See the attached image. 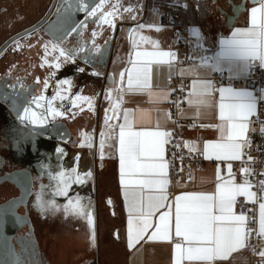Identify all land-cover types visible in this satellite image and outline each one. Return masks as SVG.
<instances>
[{"label": "snow or ice", "instance_id": "snow-or-ice-1", "mask_svg": "<svg viewBox=\"0 0 264 264\" xmlns=\"http://www.w3.org/2000/svg\"><path fill=\"white\" fill-rule=\"evenodd\" d=\"M106 0H98L90 5L86 0H62V6L57 9V19L49 26V32L53 40L43 44L44 56L41 67L48 65L53 69H60L63 63L74 62L79 53L87 51L89 56L102 55L100 46L95 45L97 33H92L93 47L87 48L82 44L79 48L63 47L64 40L76 33L82 35V29L86 27L85 21L75 22L73 15L76 12H84L85 20L96 18L98 25H105L114 28L115 18L120 14V0L111 5V10L102 11ZM253 6L249 10V26L235 28L230 36L222 37L219 40L218 51L212 55H201L199 57H188L194 60L192 67L181 68L180 75L192 76L189 85L187 102L194 106L197 115L202 108H215L218 110L219 123L208 125L218 130V138L215 141H205L202 149L194 143L184 142L189 152H196L203 155L205 159H215L217 162H226L227 177L221 176L220 167H217L216 184L212 192H193L176 195L169 200L166 192L169 180L167 178L168 163L164 159L165 146L171 143L172 133L160 130L159 121L155 129L135 128V113L131 110H123V122L112 124L110 121L119 118L123 98L126 94H146L150 102L166 99L170 93L153 91V71L161 65L174 67L177 54L171 50H161L159 42L144 35H138L139 30L145 25H138L137 28L129 30V39L132 50L127 57V65L120 73L119 80L112 78L115 85L105 93L109 101V108L105 110V127L107 132L100 135V155L103 158L105 139L118 140L120 179L125 187L131 186V191L125 192L126 200L130 197L129 219H128V247L132 249L137 243L145 238L149 229H154L147 236L149 240L173 241L174 237V264H215L219 259H227L232 253L248 246L250 239L255 233L256 237L264 241V180L253 185L249 177L253 170L249 167H241L243 176L241 182L235 180V173L232 171V161H241L247 164L252 161L248 156L244 160V149L249 145L247 138L250 118L255 115L257 103L264 100V90L257 96L253 91L247 89H236L231 86L217 87L211 79L201 78L196 71L198 68H205L209 73H219L221 77L227 74L228 79H234L249 74L255 65L264 68V0H252ZM129 6L124 12H132ZM99 13V15H98ZM134 18V17H133ZM149 28L153 26H147ZM159 31V29H156ZM189 43L193 45L194 51L207 52L204 47V37L199 29H189ZM138 37V38H137ZM182 38V37H179ZM150 46L151 50L148 47ZM52 53H58L50 62L48 57ZM88 62V57H85ZM83 72L84 69H78ZM56 75L55 71L49 78L43 81V90L39 95H32L27 98L29 89L18 81L22 90L17 94L18 119L31 127H46L50 122L72 113L73 109L86 103L89 110H93L94 98L74 95L70 98L72 81L61 79L56 82L54 94L49 98L44 93L50 86V80ZM37 83H40L37 78ZM67 86V87H65ZM15 87V86H13ZM183 91V88L181 89ZM113 92L117 96L113 97ZM218 94V100L216 99ZM7 100L9 97H2ZM56 101H61L59 106ZM63 101H69L70 106L66 107ZM34 106V107H33ZM179 109V103H177ZM22 108V110H21ZM39 110V111H37ZM111 113V115H109ZM74 114V113H73ZM143 115H147L144 112ZM166 116L168 114H165ZM195 126V125H193ZM118 128V133L115 131ZM264 132V128L261 129ZM81 146L92 147V134L81 132ZM180 147L179 144L173 145ZM63 153V149H57ZM50 179V199L45 200V186L36 196V207L43 212L58 211L60 205L56 203V197H65L67 202L62 206L66 214L86 219L90 229L93 225L92 212L88 206L81 202L78 195L69 196V189L72 185H79L85 182L91 172L81 175L76 168L70 171L59 170L53 174L47 173ZM264 175V173H260ZM128 180H125V177ZM257 187L260 195L252 191ZM238 197H244V203L240 204L241 211L237 213L235 208L238 204ZM258 203V228L248 227L250 222L256 220L255 216L250 217L243 209L245 204ZM160 209L157 222L153 224L152 218ZM252 209H248L251 212ZM91 242L95 243L94 231ZM256 252V249L253 248ZM264 262V247L257 253ZM0 264H29L21 256L14 252H7L0 257Z\"/></svg>", "mask_w": 264, "mask_h": 264}, {"label": "flooded vegetation", "instance_id": "flooded-vegetation-1", "mask_svg": "<svg viewBox=\"0 0 264 264\" xmlns=\"http://www.w3.org/2000/svg\"><path fill=\"white\" fill-rule=\"evenodd\" d=\"M53 2L54 0H50L48 7L37 20L8 37L0 48L15 36L41 23ZM114 3L116 0H106L102 11L111 10V5ZM147 3L148 0H120V14L115 18L114 28L107 24L98 25L96 18H88L89 22L92 20L94 22L89 27L90 32L85 33V42L83 40L82 44H90L93 41L92 33L95 31L97 33L94 38L95 44L100 46L102 55L89 56V53L83 52L79 53L74 62L63 63L58 70L48 65L41 67L44 56L42 45L48 38L43 36L39 29L31 36L26 35L10 43L0 55V205L12 200L19 201L16 212L26 218L27 222L19 225L15 231L13 245L16 255L21 256L29 264H36L30 257L34 255L35 248H40L41 237L48 234L58 224L65 222L86 224L87 229H90L86 219L64 212L62 206L67 202L65 197L55 198L56 203L61 206L58 211L42 213L35 206L41 185L45 186L43 198L45 200L51 198L48 194L50 185L48 172L55 174L61 169L70 171L76 168L81 175L87 172L93 173L86 178L84 183L72 185L69 189V196L78 195L88 209L94 206L97 247L100 246V196L96 180L98 168L95 162L100 155L99 134L108 131L104 123L105 110L108 109L105 93L109 89V74L118 46L128 41L129 30L136 24L133 20L144 10ZM129 6L133 11L124 12V8ZM8 9L7 6L0 5V20L3 19L5 13H9ZM33 15L34 11L20 15L8 21L7 24L27 23ZM0 22L3 23V21ZM96 23L95 29L94 24ZM32 44L39 46L41 56L38 62L23 69V66L16 60ZM66 46L69 49L80 47L72 43ZM85 57H88V62H85ZM81 68L84 69L83 72L78 71ZM53 71L56 75L50 80V86L44 93L47 97L50 98L54 94L56 82L61 79H70L72 85L67 94L70 98L77 94L93 97V110H89L87 104L83 103L81 104L83 111L77 107L72 113L58 118L55 122H50L43 128L31 127L22 123L18 119L17 106H15L17 94L22 92L18 81L24 85V88L29 89L27 98L31 99L32 95L40 94L43 90V81L49 78ZM37 78L40 83L36 82ZM4 95L9 98L4 100L2 98ZM55 103L59 106L61 101ZM63 103L66 107L70 106L69 101H63ZM81 132L92 134L91 148L86 145L81 146ZM58 148L63 149V153H58ZM92 148L94 150L93 160L89 158L88 151H83V149ZM91 161L94 162L93 165ZM85 236L79 235L76 240L83 241L84 238L86 239Z\"/></svg>", "mask_w": 264, "mask_h": 264}, {"label": "crops", "instance_id": "crops-1", "mask_svg": "<svg viewBox=\"0 0 264 264\" xmlns=\"http://www.w3.org/2000/svg\"><path fill=\"white\" fill-rule=\"evenodd\" d=\"M164 0H148L147 6L144 10L139 13L137 18L133 20L134 28L140 24L146 27L139 30L138 35H144L152 38L159 42L161 50H171L176 52L178 56V50L174 46V40L181 34L185 36L183 30L184 26H180L176 29L168 28L164 26L161 22L160 15L154 13L151 7L154 4L160 3ZM235 1V0H234ZM50 0H0V5L7 6L8 12L3 15V19L0 21V45L11 35L17 33L18 31L24 29L30 25L33 21L37 20L42 13L46 10L49 5ZM193 5V4H192ZM255 6L254 4L248 5L247 10L242 14L238 20L233 24L231 28L226 25L225 17L221 14V9H228L226 6V0H203L198 4V11L189 12L188 14L182 15V23L188 25V30L192 28L199 29L200 33L204 37V47L208 50L207 52L194 51L193 45L189 43V57H199L201 55H212L218 51L219 40L222 37L230 36L231 32L235 28H245L249 26V10ZM34 15L30 18L29 22L20 25H8V21H12L13 18L18 17L23 14L33 13ZM147 26H153L151 28ZM159 29L157 31L156 29ZM189 33V31H188ZM138 38V37H137ZM121 46V45H120ZM118 46L116 56L112 61L111 70L109 74L108 87L113 88L115 85L112 83V78L115 77L117 81L119 80V73L127 65V57L131 48V41H125L123 45ZM151 50L150 46H146ZM41 56L40 48L36 44L32 46L21 54V56L16 60L20 63L23 69H27L38 62ZM177 59V58H176ZM194 60H190V63L185 66H177L176 61L174 62V67L170 69L168 65H161L159 69L153 71V91L155 92H165L170 93L168 81L170 78L179 76L184 78H190L192 81V76L190 75H180L179 70L181 68L188 69L192 67ZM255 66H259L258 64ZM36 69V68H35ZM34 69V70H35ZM196 71L199 73L201 78L211 79L213 73H209L205 68H198ZM247 74L240 76L244 77ZM230 85H224L228 87ZM218 87V86H217ZM233 87V86H231ZM236 89H246L243 87H233ZM190 90V89H189ZM249 90V89H247ZM251 91V90H250ZM117 93L113 92V97L115 98ZM188 95L186 97V107L181 114V118L190 121L191 123L186 125L183 129L185 138L187 142L194 143L198 148L202 149L203 143L205 141H215L218 138V130L215 127H209L208 125H215L219 123L218 120V110L215 108H202L200 114L197 115L194 106H190L187 102ZM216 99L218 100V94H216ZM170 100V94L166 99L156 100L150 102L148 95L146 94H126L123 98V104L121 105V110L119 112V118L110 121L112 124H119L123 122V110L128 109L135 113V128H147L155 129L157 121L160 124V130L169 131L172 127V119L170 118L167 111V104ZM109 108V101H108ZM258 103H257V114ZM147 112V115H143ZM165 114H168L167 116ZM111 115V113H109ZM254 115V116H255ZM252 116V117H254ZM250 118V120L252 119ZM195 125V126H193ZM264 127V123L262 124ZM118 133V128L115 130ZM252 126L249 124V131L247 132V138L252 134ZM110 149H111V159L113 162V172H114V201L117 205L119 213V225L114 234V241L106 240L103 241L99 247L92 246L91 236L92 233L88 234L89 242L91 243V248L89 251L88 263L89 264H174V241L178 238L174 237L173 241L164 240H149L148 235L154 229H149L145 238L137 243L132 249L128 247V219H129V206L130 197L128 200L125 198V192L131 191V186L125 187L121 184L120 179V164H119V152H118V140L113 138L110 139ZM166 148V146H165ZM166 160V151L164 155ZM208 162L205 168L199 172H196L191 179L185 180L180 183H172L168 175L167 178L169 184L167 185L166 192L169 200L174 199L176 195L193 193V192H212L216 184V173L217 167L219 165L221 176L227 177V166L226 162H217L215 159H206ZM235 161H232V165ZM225 172H222V169ZM232 171L235 173V180L237 183L242 180L239 179L237 173L235 172L233 166ZM128 180V177H125ZM254 191V188L251 189ZM237 199H245L244 197H238ZM166 209H160L156 215L152 218L153 224L157 222L160 212ZM235 211L237 212L236 208ZM97 244V234H94ZM101 238V237H100ZM88 241V240H87ZM95 248V249H94ZM97 250V251H96ZM96 251V252H95ZM243 249H239L232 253L227 259H219L215 261V264H250L249 258L242 252ZM187 264V262H186Z\"/></svg>", "mask_w": 264, "mask_h": 264}, {"label": "built area", "instance_id": "built-area-1", "mask_svg": "<svg viewBox=\"0 0 264 264\" xmlns=\"http://www.w3.org/2000/svg\"><path fill=\"white\" fill-rule=\"evenodd\" d=\"M203 0H164L160 3L154 4L151 10L154 13L160 15L161 22L164 26L172 29H176L180 26H184V34H181L179 38L174 40V46L178 50V56L176 59L177 66H185L190 63L189 57V33L188 25L182 23V15L188 14L193 11H198V4ZM193 4V5H192ZM139 25H141L139 23ZM216 86L230 85L233 87H243L254 92L255 95L260 96L262 90H264V68L260 66H254L250 73L244 77H237L234 79H228L227 74L223 77L219 73H213L211 75ZM191 84L190 78H184L175 76L169 79L168 86L170 90V100L167 104V111L172 119V127L169 132L172 133L171 143L166 145V160L168 163V175L172 183H180L185 180L191 179L196 172L203 170L207 164V160L203 155L196 152H189L187 147H184V142H187L183 129L191 122L181 118V114L186 107V97L189 91V85ZM183 88V91L181 89ZM179 103V109L177 107ZM252 134L248 137L250 141L249 145L244 149V160H247L248 156H251L252 161L247 164H242L241 161H235L233 168L237 173L239 179H243L241 174V167H249L253 170V175L249 177L253 185H257L260 180H264V132L261 129L264 128V100L258 101L257 114L251 119ZM179 144L180 147H174L173 145ZM225 172V169H222ZM254 191L260 195L257 187H253ZM245 199H238L236 206L237 213L241 211L240 204L244 203ZM248 209H252L248 212ZM250 217L255 216L256 220L250 222L248 227L256 229L258 228V203L253 204L248 202L243 209ZM261 247H264V241L257 238L253 233L252 238L249 241L248 246L243 248V253L249 258L250 264H264L262 258L257 254ZM256 249V252L253 251Z\"/></svg>", "mask_w": 264, "mask_h": 264}, {"label": "rangeland", "instance_id": "rangeland-1", "mask_svg": "<svg viewBox=\"0 0 264 264\" xmlns=\"http://www.w3.org/2000/svg\"><path fill=\"white\" fill-rule=\"evenodd\" d=\"M110 141V139H105L103 158L99 155L95 162L98 168L96 180L98 181L100 196V244L108 239L112 243L119 225V213L114 201V172L110 157ZM83 151H88L89 158L93 160V148L90 150L83 149ZM89 210L93 217L91 229H87L86 224L78 225V223L70 224L69 222L58 224L48 234L41 237V246L39 249L35 248L34 255L30 257L31 260L36 264H89L87 256L91 243L85 235L88 236L87 233L90 234L93 231L94 234L96 233L94 206H91ZM79 235L85 236L86 239L84 238L83 241L76 240ZM92 246L96 248V239Z\"/></svg>", "mask_w": 264, "mask_h": 264}, {"label": "water", "instance_id": "water-1", "mask_svg": "<svg viewBox=\"0 0 264 264\" xmlns=\"http://www.w3.org/2000/svg\"><path fill=\"white\" fill-rule=\"evenodd\" d=\"M87 3L90 5H93L94 0H86ZM95 2H98V0H95ZM253 4L252 0H226V6L228 9H221V14L225 17L226 25L231 28L233 24L238 20V18L244 14L247 10V6ZM62 6V0H54L51 8L45 15L44 19L41 23H39L37 26L32 27L29 30H26L22 32L21 34L15 36L13 39L5 43L0 48V55L5 50V48L12 42L16 41L18 38L26 36V35H32L37 31L38 29L42 33L43 36L47 37L48 40L45 41L43 44L47 43L50 40H53V36L49 32V26L53 24L57 19V9ZM73 19L75 22L85 21L86 27L83 28L82 35H77L76 33H73L72 35L68 36L64 42L63 47L68 48L69 44H78L80 46L82 44V41L85 42V33L90 32V25L94 20L89 22L88 20H85V13L84 12H76L73 15ZM94 28L96 29L97 23L94 24ZM86 44V43H84ZM96 45V44H95ZM93 47L92 42L87 45V48L91 49ZM42 51L44 53V49L42 47ZM87 52V51H85ZM88 53V52H87ZM55 55H58V53H52L48 59L49 61L53 59ZM95 55V54H94ZM19 204L18 200H12L6 204L0 205V257H2L7 252L11 251L15 253L14 245H13V238L15 235V231L19 227V225L26 223V218L20 216L16 212V208ZM16 254V253H15Z\"/></svg>", "mask_w": 264, "mask_h": 264}]
</instances>
